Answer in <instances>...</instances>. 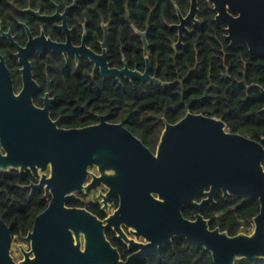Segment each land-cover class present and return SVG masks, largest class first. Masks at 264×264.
<instances>
[{"label":"water","instance_id":"water-1","mask_svg":"<svg viewBox=\"0 0 264 264\" xmlns=\"http://www.w3.org/2000/svg\"><path fill=\"white\" fill-rule=\"evenodd\" d=\"M249 10L245 3L242 16L227 23L226 39L232 46L246 44L252 53L260 54L264 52V39L251 33ZM179 28L181 44L184 26ZM136 31L144 36L148 55L146 34ZM47 42L55 51L62 46L51 39ZM147 63L144 73L128 66L123 70L109 69L108 65L102 67V73L105 77L126 76L130 80L170 85L152 77L149 57ZM9 82V100L0 102V171L31 172L40 180L33 189L44 190L51 195V201L36 218L33 230L23 237L31 250L20 245L24 259L19 262L12 255V228L0 217V264H134L164 245L172 246L174 238H185L209 251L215 264L264 260L261 142L227 132L221 119L189 113L175 124L166 122L154 155L123 124L109 123L105 117L100 124L84 128L58 127L49 112L37 108L31 98L25 100L23 93L14 96L10 77ZM93 166L100 173L93 174L94 182L107 185L110 193L125 192L121 208L107 223L85 209L67 206L75 192L90 187L84 183ZM204 191L209 199L199 204L200 209L218 191L225 197L233 193L258 198L260 212L253 219L254 232L232 236L220 228L212 229L210 220L202 214L194 220L185 218V206ZM122 221L135 227L132 233L145 242L125 237L115 224ZM113 224L130 248L140 249L126 261L106 235V229Z\"/></svg>","mask_w":264,"mask_h":264},{"label":"trees","instance_id":"trees-1","mask_svg":"<svg viewBox=\"0 0 264 264\" xmlns=\"http://www.w3.org/2000/svg\"><path fill=\"white\" fill-rule=\"evenodd\" d=\"M0 0L2 8L5 3ZM67 5L71 0H56ZM89 1L82 0L78 10L88 18ZM95 23L112 21L111 51L118 49V28L122 30V50L132 68L141 63L142 42L125 20L128 4L132 21L138 29L148 28L155 74L168 86L139 80L99 78L84 94L83 100L64 105L71 112L62 121L66 127H81L98 122L97 115H110L113 122H122L149 146L155 145L164 128L163 117L176 123L188 112L223 119L233 133L260 140L264 137V95L248 85L259 82L264 86V60L254 57L246 45L229 47L210 14L207 21L193 28L177 49V31L168 26L174 21L172 0H92ZM82 69L86 64L82 63ZM87 79L68 76L59 80L80 82ZM77 99V98H76ZM67 101L72 98L67 95ZM77 113V117H72ZM31 176L18 170L0 171V217L12 228L14 236L27 235L36 217L46 210L49 201L44 192L31 193L24 186ZM195 206L189 204L184 213L193 218ZM260 212L258 198L233 195L220 199L218 206L207 207L203 215L210 219L212 229L220 228L237 235L242 226L249 227ZM137 264H215L212 254L186 239L177 238L173 246H164L141 259ZM236 264H264V260H242Z\"/></svg>","mask_w":264,"mask_h":264},{"label":"flooded vegetation","instance_id":"flooded-vegetation-1","mask_svg":"<svg viewBox=\"0 0 264 264\" xmlns=\"http://www.w3.org/2000/svg\"><path fill=\"white\" fill-rule=\"evenodd\" d=\"M81 1L82 0H78L75 3V0H71V2L67 5H61L56 0L1 1L2 3H5L6 7L2 8L0 4V64L2 65L0 77L3 80L0 83V102L9 100L10 90L8 89V85L10 83V77L13 86V95L19 97L23 93L25 100L28 101L29 98H31L33 104L37 108L47 110L49 112L50 119L54 122L57 121L58 127L63 129L84 128L100 124L102 118L105 117L106 121L109 123L123 124L126 129L143 141L151 153L157 155L159 143L161 141L163 131L166 128V122H169L166 117H163L164 128L158 141L155 145L151 146H149L142 138H140V136H138L124 123L111 121L109 119L110 115L107 114L97 115L98 122L86 126L66 127L62 125V121L71 114L69 109L64 105H72V102H82L84 94L90 87L94 86V83L96 84L99 82V78H103L104 81L114 79L119 83L128 79L126 76H122L121 78L114 76L105 77L102 73V67L104 65H108L109 69L117 70H123L126 66H128L132 70L144 73L148 66L147 58L149 57L151 61V76L159 79L155 74H153L154 66L151 60L152 52L150 44L147 55L144 41L145 38L136 31L139 30L141 33H145L146 39L149 43L148 28L144 31L137 28L132 21L128 4L126 5L125 20L131 24V28L135 34L139 36L140 41L142 42V57L144 59L143 69H140L142 66L141 63L135 64L133 68L130 66L131 64L128 62L127 57L122 50L123 48L121 43L123 33L120 27L118 28V49L114 52L111 51L113 22L100 19L99 25L95 23L96 18L94 16L95 11L92 0L89 1L88 18H83L82 12L78 10V5ZM245 3H247L250 9L248 21L251 22V33L255 37H259L261 35L264 39V0H172L176 13L174 21L170 23L168 22V26L177 31V41L173 43V48L177 49L180 45H182L186 40L187 35L191 33L194 27L206 23L207 14H210L213 17V21L221 27L223 37L226 42L229 43V47H235L239 44L246 45L238 43L232 46L231 41L226 39L229 35L227 32V29L229 28L227 23L242 16L243 12L241 11V8ZM68 8H70L69 11H67ZM128 14H130V20L128 19ZM181 25L184 26V39L181 44H178L180 40L179 27ZM43 34L45 36L44 38ZM48 39L61 44L62 46L60 50L55 51L52 48H49L47 46ZM247 47L249 52L254 57H262L264 60V52L254 54L251 52L249 46ZM82 63L86 64V69L81 68ZM3 65H5L6 68H4ZM65 71L68 72V76H75L78 78L85 76L87 79L80 82L73 80H59ZM241 83L246 84L249 88L260 89L264 95V86H262L259 82L248 85L247 82L243 80ZM69 94L72 98L71 102L66 100L67 95ZM189 113L191 112H188L187 114ZM72 117L76 118L77 113ZM226 125L227 132L238 134L233 133L227 123ZM263 139L264 137L260 140H253L261 142L264 146ZM22 173L31 176L30 183L25 185L24 188L30 190L31 193H35L37 191L44 192L45 199L50 203L51 195H46L44 190L33 189L32 187L33 185L38 184L40 180H37L31 172ZM93 174L100 176L97 167H89V175L87 176V180L84 184L85 186L90 185V187L87 190L84 189L82 191L75 192L74 196L68 200L67 206L85 209L107 223V220L121 208L122 198L124 197L125 192L121 190V192L115 191L114 193H110V188L107 185L98 181L94 182ZM233 195L235 194L231 193L228 197H225L222 191H218L214 195L212 201L200 209L199 204L204 200L209 199V196L206 195L204 191L197 195L190 203L195 206V211L198 210L199 212H194L193 218L187 217L184 213L186 206L189 205L187 204L183 209L184 217L194 220L198 214L203 215V211L207 207L214 208L218 206L220 199L228 200L232 198ZM104 196L107 197L106 200ZM124 217L125 216H122L123 219ZM134 217L135 216H132L131 219H134ZM125 222L128 221H122L120 223L116 222L115 224L120 226L125 237L131 240H136L138 243H144L145 240L143 238L137 239V237L132 233V231H136V228L131 225H127ZM116 225L113 224L108 227L106 229V235L112 245L118 249L121 259L126 261L129 257L139 252L140 249L136 247L134 249L130 248V243H128L125 238L122 237L118 231H116ZM27 235L14 236L13 242L15 238H18L20 241H24L23 237ZM175 239L177 238H174L173 241H175ZM29 250H31V246ZM145 257H140L134 262V264H137ZM22 258L24 259L23 253Z\"/></svg>","mask_w":264,"mask_h":264},{"label":"rangeland","instance_id":"rangeland-1","mask_svg":"<svg viewBox=\"0 0 264 264\" xmlns=\"http://www.w3.org/2000/svg\"><path fill=\"white\" fill-rule=\"evenodd\" d=\"M20 245L23 246L26 250L30 249V246L28 243L24 242V241H20L18 238H15L13 244H12V255L14 256V258L19 262L21 261L22 258V253L20 250Z\"/></svg>","mask_w":264,"mask_h":264},{"label":"built area","instance_id":"built-area-1","mask_svg":"<svg viewBox=\"0 0 264 264\" xmlns=\"http://www.w3.org/2000/svg\"><path fill=\"white\" fill-rule=\"evenodd\" d=\"M254 230H255V224L253 222V224L249 227L242 226L240 229V232H245V233L251 234L254 232Z\"/></svg>","mask_w":264,"mask_h":264}]
</instances>
